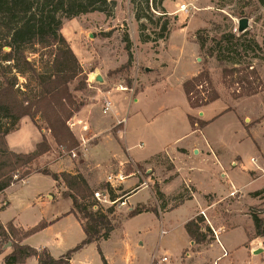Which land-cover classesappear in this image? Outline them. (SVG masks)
Wrapping results in <instances>:
<instances>
[{
    "label": "rangeland",
    "instance_id": "obj_1",
    "mask_svg": "<svg viewBox=\"0 0 264 264\" xmlns=\"http://www.w3.org/2000/svg\"><path fill=\"white\" fill-rule=\"evenodd\" d=\"M183 5L187 7L185 11L180 10ZM241 18L249 20L246 30L240 28ZM167 22L169 35L163 30ZM184 26L186 27L182 28ZM231 33L236 37L232 43L221 39ZM62 34L84 69L80 80L85 81L86 86L74 93L85 99L86 103L95 104V108L101 113L103 94L109 95L112 90L125 89L135 97V93L137 94L145 85L162 78L152 87L154 92L149 93L151 97L143 107L147 114H151L164 103H175L178 107L175 120L183 130V111L189 108L183 104L184 96H182L183 90L180 82L189 74L197 72L199 68L200 71L203 68L210 71L221 97L208 107V115L219 113L227 106L228 110L235 111V113L232 111L217 117L206 129L210 138L227 143L225 158L229 163L222 173L224 171L228 173L226 177L221 176L217 170L213 171L211 176L208 173L206 176L198 174L197 180L202 190L215 191L218 194H223L230 187H237L232 190L235 194L225 198L212 194L205 198L209 203H213L206 212L209 222L204 215H199L204 219L202 225L208 226L210 230L206 231L207 241L197 247L198 249L207 248L211 242L216 240L213 228L217 232L226 231L222 238L233 246H237L245 239L248 240L250 234V239L256 240L253 246L258 247L257 254L262 258L248 262V254L241 249L235 251L230 257L221 258L219 264L226 262L229 264H264V236L256 237L252 220V214L264 218V194L252 195V192L264 188V0H164L162 3L161 0H109L103 11L95 10L73 19H64ZM161 35H167V37L160 38ZM4 36L0 28L1 41H4ZM201 39L205 40L203 50H200ZM4 50L9 49L5 47ZM210 50L212 56H208ZM42 53L40 47L37 46L36 49L27 48L25 55L40 74L46 75L51 70L46 65L47 56ZM218 55L219 58L222 55L227 59L220 61L217 58ZM233 62H240L243 65L252 64L257 68L263 80L262 90L257 95L236 99L234 92L239 87L237 85L228 87L223 83L222 70L224 67H232ZM9 63L2 61L0 87L5 75L9 78L16 75L18 81L16 88L21 97L34 98L40 91L35 77L27 68L18 70L10 65L7 68ZM98 75L103 78L102 82L97 80ZM78 83V80L75 81L71 86L72 89ZM111 98L112 101L115 100L114 96ZM204 107L193 108L194 113H199L198 111H202ZM192 116L194 122L201 120L196 115ZM3 122L7 123V121ZM30 122L42 134L46 131L51 135L47 124L41 117L33 120L27 116L19 121L18 127L23 125L19 132H15L18 129L17 126L9 127L11 128L9 139L13 146L21 143L22 148L26 150L31 146L30 138L33 128ZM72 131L79 142V145L73 149L76 155L60 148L51 135L53 139L51 142L47 138L52 151L48 162L59 158L58 152L60 151L61 156L63 155L61 158H67L69 163L73 161L72 172L78 170L83 173L93 188L101 191L102 187L109 184L107 177L116 172L117 168H109L107 165L98 166L84 156L86 149L84 145L86 142L89 144L94 141L92 131L87 130L85 138H82L79 132L73 129ZM140 139L141 136L135 134L130 138L133 144H137ZM191 141L193 138L186 139L183 144L188 145ZM161 145L162 143H159V146ZM155 148L149 144V152ZM146 151H148V145L147 148L145 147ZM176 161L180 169L187 174L190 161L184 162L180 158ZM48 162L42 163L39 158L36 166L45 167ZM123 171L127 175L132 174L138 178L139 183L135 186H139L140 181H146L150 182L152 189L156 191V186L160 189L157 178L173 177L175 168L172 159L164 152L153 158L150 163H136L130 160L124 165ZM177 184L175 182L166 187V191L174 190ZM194 190L196 189L192 185L184 183L179 192L159 199L162 210H169L178 205L183 198L192 197ZM48 191L57 194L58 188L52 177L45 174L39 173L25 184L16 183L6 193L13 205V210L4 217L19 213L21 221L29 225L28 228L23 225L26 230L32 229L40 222H46L47 218L63 210L70 203L68 198L61 199V197H57L54 201L47 200ZM122 193L117 192L118 195ZM120 205L121 202H118L115 206L114 218L119 226L114 231L115 235L109 245V250L120 248L118 245L123 244V240H128L132 243L133 250L137 252L136 261L139 260V264H147L150 250L146 246H135L137 240L135 236L138 228L150 226L153 223L152 218L149 215L129 217L126 209L123 210V215V208ZM141 208L146 209L147 207ZM189 210H191V205L169 215L166 219V227L168 229L173 227V230L164 235V239L160 240L159 227L150 232L152 243H159L160 252L169 250L176 253L187 243L186 236L180 228V222ZM46 227L30 235L28 237L30 243L43 244L50 236V231H46ZM32 244L30 245L34 246ZM7 251H9V246ZM170 257L174 264H179L174 260V256ZM206 257L205 262L208 263L210 262L208 258L213 255L208 254L204 256Z\"/></svg>",
    "mask_w": 264,
    "mask_h": 264
},
{
    "label": "trees",
    "instance_id": "obj_2",
    "mask_svg": "<svg viewBox=\"0 0 264 264\" xmlns=\"http://www.w3.org/2000/svg\"><path fill=\"white\" fill-rule=\"evenodd\" d=\"M109 0H0V28L4 33V41L0 39V68L2 61L10 62L7 65L14 69L27 68L38 82L40 91L34 97H21L17 87L16 75L9 78L5 75L0 87V193L4 192L13 184L23 181L33 173H42L52 177L55 181H62L66 187L64 195L70 197L73 202V213L80 221L86 238L75 248L67 251L62 256L55 258L47 248H35L23 241L33 233L47 226L46 222H40L32 229L26 230L16 226L13 222L4 224L0 220V255L9 251L4 256L1 264L26 263L30 258H36L38 264H71L72 255L85 245L107 239L116 229L115 206H99L94 198L96 191L88 178L81 172H53L47 166L37 167L36 162L51 150L49 141L45 135L37 143L36 148L28 153L12 150L7 141L11 128L18 127V123L24 117L35 120L41 117L47 124L50 134L57 145L65 151H72L79 145L69 122L82 102L78 101L74 92L83 89L86 82L80 80L84 69L62 34L64 19H73L80 15L104 10ZM164 0H161V3ZM169 35L168 22L163 27ZM161 35L160 38H166ZM234 34L222 37L226 42L232 43ZM129 40V39H128ZM205 40H200V50L204 49ZM48 60L46 65L50 73L42 75L35 65L25 55L27 48H37ZM9 50L5 51L4 49ZM130 48L128 47V51ZM208 56H212L210 50ZM131 58V54H130ZM220 61L226 60L222 55L217 56ZM13 64V65H12ZM129 66V63H127ZM25 66V67H24ZM4 74H6L4 72ZM78 80V85H72ZM222 81L228 87L237 85L239 88L234 92V98L251 97L262 90L263 80L257 68L252 64L243 65L233 62L232 67H224ZM183 89L191 108H201L220 99L219 90L214 84L211 73L203 68L197 75L187 79L183 83ZM190 123L200 126L208 124L207 121H193V116L188 115ZM3 121H7L4 123ZM107 191L112 200L118 197L115 190L107 184L101 188ZM156 196L162 199L165 195L156 186ZM264 194V188L252 192L253 196ZM189 197L188 199H190ZM186 199L183 198L182 201ZM181 201V202H182ZM144 211L137 207L129 211V216H135ZM158 215L157 210H155ZM252 220L256 231V237L264 236V218L252 214ZM204 219L198 215L185 224L190 238L197 244L207 241V233L210 228L203 226ZM250 238V234H249ZM99 253L106 263L103 252L98 246Z\"/></svg>",
    "mask_w": 264,
    "mask_h": 264
},
{
    "label": "crops",
    "instance_id": "obj_3",
    "mask_svg": "<svg viewBox=\"0 0 264 264\" xmlns=\"http://www.w3.org/2000/svg\"><path fill=\"white\" fill-rule=\"evenodd\" d=\"M185 27L186 26L182 28ZM147 70L149 69L147 68ZM199 72L200 68L197 72L189 74L180 82L183 90L182 96H184L182 100L183 104L189 108L183 111V130L180 129V126L177 125L178 122L175 120V117L178 114V107L175 103H164L151 114H147L145 108L143 107L144 104L147 103L148 98L151 97H149V93L154 92L152 87H154V85H156V83L162 78L156 80L154 83L145 85L137 94L135 93V97L129 92H126L125 89L110 91L109 96H114L115 100H113L112 110L107 114H104L103 112L101 113L99 109L95 108V104L86 103L85 99L76 96L78 101L82 102V105L79 111H77L70 120L69 125L75 132H79V135L82 136V138H85L87 130L93 132L94 141L89 144L86 142L84 145L86 147L84 150V156H86L88 160H92V162L98 166L107 165L109 168H117L116 172H119L123 171L124 165L130 160L136 163H150L153 158L166 152L172 159L175 171L174 176L171 178H157L160 185V191L165 196L174 195V193L179 192L180 189H182L184 183L192 185L196 189L190 199H186L166 211L162 210L160 201L156 196V192L152 189L150 182L140 181L141 183L139 186H135L139 183V180L135 175H129L128 178L122 182L119 188L115 190L118 197L116 198V203L113 206H116L118 202H121L120 206L123 208L122 212L126 209L128 216L129 211L137 207L146 206L147 208L144 209L142 213H139L134 217L149 215L152 218L153 223H151L150 226H142L141 228H138L135 236L137 239L135 246H146V248L150 250L148 253L147 264H153L155 259L162 255L174 256V260L178 261L179 264H219L221 258L230 257L235 251H239L241 249L246 251L248 254V262H252L253 260L261 257V255H258L256 252L258 247L253 246L256 240H251L250 238L248 240L245 239L237 246H233L222 238L224 232L226 231H219L217 233L216 240L211 242L207 248L198 249L197 246L201 244L195 243L186 231L185 224L189 220L195 218L199 214L203 215L202 211L205 212L207 216V210L213 205V203H209L205 199L207 196L212 194L214 196H218L219 198H225L232 195L234 192L232 191L233 188L237 187L232 185L233 187L225 190L223 194H218L215 191L202 190L197 180L198 174L206 176L208 173L211 176V174L214 173L213 171L216 170L218 173H221V176H227L228 171H224L222 173V170L225 169V166L229 163V161L225 158L227 143L223 140H213L206 133V129L212 121L222 114L230 113L232 111L235 113L234 110H228L227 106L222 108L219 113L216 112L208 115L207 109L209 106L214 104V102L204 107L202 111H198L199 113H194L195 110L190 107L184 92L183 82L197 75ZM189 114L200 117L201 120L207 121L208 124L205 126H200L198 123L192 125L188 117ZM29 124L33 128V133L30 138L31 146L28 150L22 148L23 144L21 143L13 146L9 139L11 134H8L7 141L12 150L22 153L33 151L36 148L37 143L42 140L44 133L50 142L53 140L48 132L44 131L42 134V132H40L32 122ZM22 127L23 125L18 127L15 132H19ZM134 134L141 136V139L137 144H133L130 140L131 136ZM191 138H193V141H191L190 144H183L186 139ZM159 143H162V145L159 146ZM149 144L154 148L156 147L151 152H149ZM147 145L148 151L145 152V147L147 148ZM50 153H52L51 150L43 155L40 158V161L42 163L48 162ZM58 154L59 158L53 159L46 165L51 171L57 173L66 171L73 174L79 172L78 170L72 172V164H74L73 161H71L72 163H69L67 158H61L63 155L61 156L60 151ZM179 158L184 162L188 160L190 161L187 174L184 173L183 169H180V166L176 161V159ZM228 159L230 160V157ZM203 167H207L206 169L209 171ZM37 174L39 173H33L17 184H25V182ZM53 181L55 182L58 191L57 194L48 191L46 194L47 200L54 201L57 197H61V199L68 198L70 203L63 210L58 211L50 218H47L46 222L48 227H46L47 230H44L50 231V236L47 237L43 244L34 245L30 243L28 237L23 241V243H30L36 246L35 248L39 249L47 248L53 257L58 258L82 243V241L86 238V234L78 218L73 213H70L73 208V202L70 197L64 195V192L67 190L64 183L62 181H55L54 179ZM175 182L178 183L177 187L172 191H166V187ZM15 185L16 184H13L4 192L0 193V220L5 225L9 222H13L16 226L23 227L24 225L28 228L29 225L24 224L21 221L20 214H17V212L11 214V216H8L7 218L4 217L7 213H10V211L13 210V205L8 200L6 193ZM240 188L243 190L242 187ZM119 191L123 193L118 195L117 192ZM189 205H191V210H189L187 215L180 222V228L186 236L187 243L177 250L178 252L176 253L169 250H163L160 252V245L159 243H152V238H150V234L152 233L150 232L159 227L160 240L164 239V235L169 234V232L173 230V227L169 229L166 227V219L172 213L181 211L184 207ZM150 206L152 208L149 209L148 207ZM155 210H157L158 215ZM118 226L119 225L117 223V227ZM115 230L112 231L107 239L87 244L83 248L75 251L72 255L71 264H139V260L136 261L135 259L137 252L133 250L132 243L128 240H123V244L118 245L120 248H113L109 250V245L113 241ZM98 246H100L103 252L106 263L103 261L102 256L99 253ZM7 252L0 255V264L3 262L4 256ZM208 254H212L213 257L208 258L210 259V262L207 263L205 262L207 257L204 258V256ZM216 255L217 257H215ZM21 264H38V262L36 258H30L26 261V263ZM224 264L229 263L226 262Z\"/></svg>",
    "mask_w": 264,
    "mask_h": 264
},
{
    "label": "built area",
    "instance_id": "obj_4",
    "mask_svg": "<svg viewBox=\"0 0 264 264\" xmlns=\"http://www.w3.org/2000/svg\"><path fill=\"white\" fill-rule=\"evenodd\" d=\"M182 8H183L182 10L187 9L186 5H183ZM112 107H113V101H112L111 97L109 95L103 94L101 97L102 112L104 114H107L112 110ZM71 152L74 156L76 155V153L73 150ZM128 176L129 175H127L124 171H119V172L110 174L107 177V181L109 182V185L114 190H117V188H119V186L122 184V182L126 178H128ZM232 194H235V192H233ZM94 198L98 202V204H96L94 206V209H97L99 206H103V207L111 206V205H114L116 203V200H112L110 194L107 191H105V192H101L99 190L94 191ZM202 214L207 219L205 212L202 211ZM207 221L209 222L208 219H207ZM213 230L215 232V235L217 236V233H218L217 230L215 228H213ZM155 262H156V264H174L172 258L168 255H162V256L156 258Z\"/></svg>",
    "mask_w": 264,
    "mask_h": 264
},
{
    "label": "water",
    "instance_id": "obj_5",
    "mask_svg": "<svg viewBox=\"0 0 264 264\" xmlns=\"http://www.w3.org/2000/svg\"><path fill=\"white\" fill-rule=\"evenodd\" d=\"M248 22H249V20L247 18H241L240 21H239L240 28L242 30H246L248 28ZM97 80L100 81V82L103 81L102 77L99 76V75L97 76ZM9 246H10V244H9ZM256 252L258 253V251H256Z\"/></svg>",
    "mask_w": 264,
    "mask_h": 264
},
{
    "label": "bare ground",
    "instance_id": "obj_6",
    "mask_svg": "<svg viewBox=\"0 0 264 264\" xmlns=\"http://www.w3.org/2000/svg\"><path fill=\"white\" fill-rule=\"evenodd\" d=\"M185 8V7H184ZM183 9V8H182ZM182 9H180L181 11H182ZM183 11H185V10H183Z\"/></svg>",
    "mask_w": 264,
    "mask_h": 264
}]
</instances>
